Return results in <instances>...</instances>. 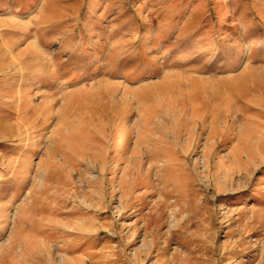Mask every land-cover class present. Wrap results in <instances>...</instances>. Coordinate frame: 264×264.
<instances>
[{"label":"rangeland","instance_id":"374dc122","mask_svg":"<svg viewBox=\"0 0 264 264\" xmlns=\"http://www.w3.org/2000/svg\"><path fill=\"white\" fill-rule=\"evenodd\" d=\"M230 81L264 83V0H0V264H264Z\"/></svg>","mask_w":264,"mask_h":264},{"label":"bare ground","instance_id":"6f19581e","mask_svg":"<svg viewBox=\"0 0 264 264\" xmlns=\"http://www.w3.org/2000/svg\"><path fill=\"white\" fill-rule=\"evenodd\" d=\"M175 76V80H174V78L173 77H170L167 81H166V86H174V87H176V88H179V89H185V87H183L182 88V84H183V80H185L186 78H183L182 76H178V75H174ZM178 77V78H177ZM176 78H177V81L178 80H180L181 78H183V80L179 83V84H176L174 81H176ZM202 78V77H201ZM188 79V78H187ZM193 79V80H192ZM199 79V78H198ZM191 80V82H190V85H189V88H191L192 87V89H194V88H196V86H197V80L195 79V77L194 78H191L190 79ZM189 80V81H190ZM207 81V80H206ZM201 82H202V80H201ZM186 83V82H185ZM263 83V82H262ZM203 84V83H202ZM253 85L252 86H250V85H243V86H241V87H237V85L234 83V82H232V81H230L229 82V84H227V85H222L221 83H219V92L222 94H225L226 95V97H228V100L229 101H236L237 102V99H244L245 101H248L249 100V102H251V101H253L254 103H258L259 104V101L261 100V99H259V98H261L260 96H262V95H264V83L263 84H260L258 81H254L253 83H252ZM205 85V84H204ZM213 86L214 87H216L215 86V84H213ZM208 87V86H207ZM213 87V88H214ZM167 88V87H166ZM204 88V87H203ZM206 89H208L209 90V88H206ZM172 90V89H171ZM207 91V90H206ZM183 92V91H182ZM205 92V91H204ZM209 93V92H208ZM200 94V93H199ZM202 94V93H201ZM200 97V96H199ZM256 98H258V101L256 100ZM264 98V97H263ZM235 102V103H236ZM249 104H251V103H249ZM252 105V104H251ZM246 106V105H245ZM252 106H254V105H252ZM252 106H250V108H252ZM260 106L262 107V110L264 111V106L263 105H261L260 104ZM237 107V109L239 110V111H241V107L242 106H236ZM246 108V107H245ZM249 108V109H250ZM243 109V108H242ZM253 109V108H252ZM260 109V108H259ZM259 109H253L252 111H251V113L252 112H254L256 115H258V114H260L261 112H260V110ZM248 111V110H247ZM250 112V111H249ZM250 113V114H251ZM253 113V114H254ZM260 116V115H259Z\"/></svg>","mask_w":264,"mask_h":264}]
</instances>
